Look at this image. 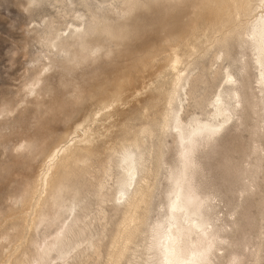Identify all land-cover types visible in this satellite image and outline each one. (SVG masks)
Here are the masks:
<instances>
[{"label":"bare ground","instance_id":"obj_1","mask_svg":"<svg viewBox=\"0 0 264 264\" xmlns=\"http://www.w3.org/2000/svg\"><path fill=\"white\" fill-rule=\"evenodd\" d=\"M39 2L42 0H29L31 5ZM54 2L60 4L62 12L58 15L61 19L66 20L67 16L73 19V23L65 24L66 29L63 31L60 27L46 25L44 31L38 34L39 38L41 37L40 44L42 42L47 46L46 49L51 52L57 50L56 55L62 52L68 55L67 59L63 60L62 56L59 57L61 60L58 59L60 63H56V66L54 61L58 56L53 53L56 57L54 56L55 60L52 57L54 61H51L56 68L60 67L65 71L69 63H72V66L77 63L80 68V65H85L86 62L88 65L85 67L91 68L94 63L91 66L89 63L102 57H105L106 62L109 58L108 63L112 66L115 61L121 59L123 62L127 60L128 63L125 62L126 66L122 71L116 69L121 73L116 72L113 77H110L112 73L106 74L108 70L94 71L91 74L87 72L88 74L84 75L87 78L84 84L70 82L74 85L72 89L66 88L68 83L61 82L66 92L62 91L61 87L51 88L49 83L44 90L41 88L44 94L51 95L50 100L38 104L36 130L32 135L28 134L19 147L45 151L49 148L51 140L59 143L48 151L41 174L34 181L27 180L24 184L21 207L16 212L17 216L11 219L14 222L9 230H5L3 237L8 243L22 240L21 245L13 244L14 249L11 248L8 252L13 253L6 254L7 258L3 264H54L57 261L62 264H123L127 259V264H141L137 262L140 257H137L136 249L139 245L136 241L145 232L147 236L144 240L147 244L144 246L145 257L142 264H215V252L220 250L219 246L224 239L221 237L220 228L213 222L212 198L200 193V187L195 181L199 172L196 156L229 127L230 122L235 120L239 110L243 108L242 89L237 87L239 80L232 73L231 65L215 66L221 58L228 59L229 41L235 34L242 39L241 43L249 46L252 53L254 70L258 73V93L255 98L261 103L264 118V0H121L117 1L119 3L111 0L104 8L102 6L107 0L95 1L96 3L92 0ZM78 7L84 12L78 10ZM260 9L262 11L257 13ZM59 25H62V22ZM66 31H69L67 36ZM202 36L211 39V43L219 44L221 49L225 50L221 57L216 53L218 60L212 61L208 69L216 76L224 74L226 85L210 103L213 112L207 119L194 118L186 122L181 118L184 106L180 94L184 91L186 95L192 96V90L190 92L186 89L192 80L197 81V76L193 75L194 70H191L190 64L187 63L189 58L195 55L193 53L196 46L192 42ZM40 39H37L38 44ZM110 43L114 44L115 49L110 47ZM164 52L166 57L158 60V56H163ZM48 59L50 60V57ZM99 63L96 66L101 67ZM159 63L166 64V68H162ZM153 64H159L162 68L159 74L162 76L167 73L166 70L173 76L172 86L165 92L166 96L163 91L158 94L150 92L153 87L151 85L150 88L148 83L146 87L145 81L150 75L146 74L145 77L143 74L148 73L147 70H151ZM46 66L38 71L39 74L45 71ZM82 68L84 69V66ZM76 69L78 70V67ZM201 73L198 75L203 78ZM39 77L36 78L37 83L40 82ZM46 81L48 82V79ZM34 82L30 84L31 87L24 85L22 89L30 87L29 91L26 89L29 94L35 92L41 83L35 86L37 83ZM42 83L45 84V81ZM137 83L143 86L139 89L136 87L135 93L129 96L127 92ZM130 97H133V100L129 102ZM165 97L168 98L169 108L162 132L164 135L172 131L177 136L179 156L174 165H169L164 160L166 156L163 149L167 145L164 144L163 149L155 146L157 125L153 122V114L145 112L156 109L158 102ZM92 99L102 100L98 110H93L83 120H77L71 132L59 137L58 124L62 123V119H70L79 112L78 108L81 106H78L82 105L81 102ZM178 100L181 110L174 106ZM131 101L136 104L134 111L145 109L144 121L138 125L129 117H121L123 113L130 115L133 109L126 112L124 106L129 105ZM114 115L126 119L120 127L117 126L123 139L116 144L111 136V145L108 141L98 143L91 125L111 120ZM114 122L110 123L109 129L116 127ZM116 137H119L118 134ZM106 139L108 140L109 136ZM162 166L168 167L166 180L171 183L168 192L169 204L165 215L148 225L154 191L152 178ZM109 206L114 214H119L120 217L111 228L110 249L106 260L101 261V241L106 237V227L112 220L106 210ZM62 212L70 215L68 220L73 218L70 222L67 218L63 220L51 237L38 242L33 237L26 239L23 236L24 231L34 233L40 225L47 220H55ZM96 224L102 226L101 232H94ZM143 226H148L149 230L144 231ZM11 230L16 233L12 234L9 232ZM30 245L35 246L36 251L31 250ZM54 252L56 255L52 256ZM74 253H77L75 257L71 256ZM129 256L135 260H131ZM70 258L74 262H70ZM233 264L242 263L234 261Z\"/></svg>","mask_w":264,"mask_h":264},{"label":"rangeland","instance_id":"obj_2","mask_svg":"<svg viewBox=\"0 0 264 264\" xmlns=\"http://www.w3.org/2000/svg\"><path fill=\"white\" fill-rule=\"evenodd\" d=\"M92 1L97 2L100 0ZM107 1L108 2H106L102 8L111 3V0ZM117 1L120 2L121 0H114V2ZM33 4L34 5L29 4V0H0V264H3L4 261H6L7 255H11L13 253V251L10 252V254L8 253L11 248L14 249L13 244L16 246L21 245L22 240H15V243H8L7 241H4L3 237L7 229L11 227L14 222L11 219L17 216L16 212L21 207L20 201L22 199L21 194H23L24 184L27 180L34 181V179L41 174L42 165L47 157L46 155L48 154V151L59 143V141L51 140L52 142L50 141L49 148L45 149V151L40 149H21L19 147L22 143H24V139L27 138V135H32V133L36 130L35 124L38 120V104L40 102H47L50 100L51 95L47 96L48 93H45L46 96H44L45 94L43 93V90L47 87L46 84L49 83L51 88L61 87L62 91L66 92L65 86H61L63 82L65 84L68 83V85L71 84V86L67 85L66 88L72 89L74 86L73 83L81 85L84 84L87 80L84 75H87V72L91 74L94 71L108 70V73L106 72V74L110 75L112 73L110 77H113L116 72V74H120L126 66L124 64L128 63L126 62L127 60L125 61L123 59L126 62L125 63L121 59L118 62L115 61L121 66L116 65V63L112 66V64H109V58L106 57L108 59V63L105 61V57H102L101 59H98L99 61H91L89 66L94 63L91 68H88V66L87 68L85 67L88 65V62H86L85 65H82L84 64L82 63L80 65L81 69L77 63H74V66H72V63H69V66H72V68L68 66L69 69L67 68L65 71L61 70L60 67L56 68V66H58L56 63H60L58 59H60L61 56L62 60L64 58L67 59L68 55L63 52L56 55L57 50H53V52H51L50 49H46L47 46H44L41 42L43 47L42 49L40 44L41 37L39 38L38 34L39 32L44 31L46 25H48V27L49 25L50 27L55 28L60 27L63 31L66 29L65 24L73 23V19H71V16H67L65 18L66 20L61 19L58 14L62 12V9L60 8V4H56L54 0H42V2ZM78 8V10L82 11L81 7ZM260 11H262V9L257 10V13H260ZM50 19L51 21H56L51 22L49 21ZM46 22H48V24ZM61 22L62 25H59ZM68 33L69 31H66L65 36H67ZM41 34L42 33H40V35ZM201 38L196 40V42H192L194 46H196V50L193 53L195 55L189 58V62L187 63L190 64V69L194 70L193 75L197 76V78H195L197 81L192 80L190 86H187L186 89L190 92L192 90V96L186 95L185 92L182 91L180 94L182 98L180 100L182 101V106H184L183 110H181L182 107L179 100L174 105L176 109L182 111L181 118L186 122H190L189 120L194 118L202 120L207 119L213 112V108L210 103L226 85L224 74L220 73V75L218 74L216 76L209 71L212 61L218 60L216 59V56L218 55L221 57L225 50H222L219 44L211 43V39H206L205 36H202ZM37 39H40L39 44ZM241 42L242 39H240L237 34L233 35L229 41L230 45L228 49L230 51V55L227 56L228 59L221 58L217 61L215 66L218 67L219 65H222L227 67L231 65L232 73L239 80L237 87L242 89L243 108L239 110L240 114L238 113V116L234 118L235 120L230 122L231 125L229 124V127L225 131L216 136L214 140L210 142L209 146L204 148V150H200L199 155L197 154L196 156L198 160L199 172L195 176V181L200 187V193L202 192L204 195L212 198L213 222L217 228H220L221 237L224 239V242H222L219 246L220 250L215 252V264H233L234 261L242 264H264V118L260 106L261 103H259L255 98V95L258 93V84L256 83L258 73L254 70L252 53L249 46ZM110 44V47L112 46V48L115 49L113 46L114 44ZM197 46L199 47L197 48ZM53 53L58 56L56 58L57 60H55V55ZM166 53L169 54L168 51ZM167 54H165V52L163 53V56L160 54V56H158V60L166 57ZM41 55L45 56V59ZM46 56L50 57V60ZM41 57L44 60L40 59ZM33 60H36L37 63ZM99 62H101V64ZM98 63L101 67L96 66ZM105 63L107 64L105 65ZM159 64L162 68H166V64ZM159 64H157V66L156 64H153L155 67L152 65L151 70L148 69V73H146L145 70V74L143 75L145 77L147 76L146 74L150 75H148L150 78L148 77V80L146 79L145 81L146 87L147 83L150 88L151 85L153 87V90L152 88L150 90L148 89L150 92L158 94V92L162 93L163 91L166 96L167 93L165 92H167V90H169L172 86L173 76L169 70H166L167 73H164L163 76L159 74L161 73L159 70H162V68L158 66ZM48 65L51 68H49ZM45 66V71L42 72V74H39L38 71L43 69ZM83 66L84 69L82 68ZM77 67L78 70L76 69ZM103 67L105 69H103ZM99 68L102 70H99ZM152 68L155 70L153 71ZM72 69L73 71L71 72ZM89 69L91 71H89ZM116 69L118 71L121 69V71L118 72ZM198 73L203 74L204 77H199ZM36 76H41V78H38L40 80L39 83H41V87L37 86L39 83L36 82ZM64 76L67 77L65 78ZM81 76L85 79L83 77L81 78ZM62 77H64V80ZM80 78L82 81H80ZM47 79L48 82L46 81ZM65 79L70 81L67 82ZM44 81L45 84L42 83ZM33 82L36 84L35 86H37L38 89H35V92L29 94L28 91ZM24 85H26L25 87H28V85L30 86L28 89L26 88L28 91L26 89H22ZM136 85L134 87L132 86L133 89L130 88V91L127 92L129 96H131L132 93H135L134 91L137 90V88L139 89L143 86L141 83H137ZM156 87H159V89L161 87L163 88L160 89V92V90ZM27 92L29 95H27ZM41 96L42 98H40ZM165 98L158 102V107H156V109L150 111L148 110L149 112L145 111V109H141L138 112L134 111V106L136 104L134 105L131 101L129 105L124 106V111L126 112H130L133 109L129 113L130 115L127 116L126 113H123L126 115H120L121 117H129L133 121L135 120L138 125L140 122L142 123L144 121L143 116L146 115V113L153 114V122L157 125L154 136V144L156 147H162V149L164 148V144L167 145L165 149H163L166 156L164 160L167 161L169 165H174L179 156V151L177 149V136H175L172 131H168V133L164 135L162 132L166 112L169 108L167 104L168 98H166L167 100ZM131 99L133 100V97H130L128 101L130 102ZM101 101L102 100L92 99L81 102L82 105L80 104L78 106L81 107L78 108L79 112H77V114L73 115L70 119H62V123L58 124L59 137L64 133V135H66V132H71L75 127L76 124L74 123L77 120H83V118L88 117L93 110H98V105L101 104ZM80 109H82V111ZM120 115H114V118H110L113 122L115 121L114 125L117 124L115 125L116 127H110L109 129L108 126H110V123L113 124V122L109 119L105 122L93 123L94 126L91 125L92 129L94 128V137L97 139L98 143H107L108 141V144L111 145L110 142L112 143L113 139L111 136L114 137L113 143L119 144L121 142L123 139L121 136L122 133H120V128L118 129L117 126L120 127L122 122L126 121V119H122L123 117L121 118ZM117 120L120 124L117 123ZM110 133L113 135H110ZM117 134L119 137H116ZM107 135L109 136L108 140L106 139L108 138ZM101 137L102 139H100ZM108 144L107 147H109ZM167 171L168 167L162 166L157 175L152 178L154 191H152L153 201H151L152 204H150L151 219L148 222V225L152 224V222L156 219L163 217L166 213L165 209L169 204L168 192L171 188V183L166 180ZM91 199L93 200V198ZM17 202L20 203L17 204ZM106 210L112 220L106 227V237L102 238L101 241L102 255L99 258L101 261L106 260L110 249L109 242L112 230L111 228L114 227L113 223L118 219V217H120L119 214H114L110 206ZM60 215L61 216L55 220H47L44 222L34 233L31 231H27L25 233L24 231L23 236L26 239L33 237L34 239H37L38 242L43 241L49 236L51 237V235L56 232L66 218L68 220L70 216L67 212H62ZM72 218L73 217H71L68 222H70ZM142 228L144 231L149 230L148 226H143ZM93 229H95L94 232H101L103 230L100 224H96ZM9 232L12 234L16 233L14 230ZM146 236L147 232L139 236L136 241L139 245V248L136 249L138 250L137 257H140V260L137 262H140L141 264L145 257L143 253L144 246L147 244L144 240ZM29 247H31V250L36 251L35 246L30 245ZM54 253L52 256L56 255V253ZM76 254L77 253H74L71 256L75 257ZM19 255H21V253ZM129 258L131 260H135L130 256ZM69 261L74 262L71 258ZM127 262L128 259L125 260L123 264H127ZM54 264L62 263L57 261Z\"/></svg>","mask_w":264,"mask_h":264}]
</instances>
